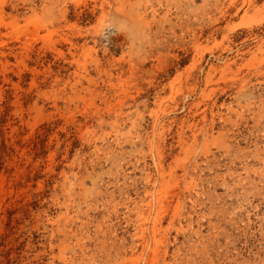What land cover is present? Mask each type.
Here are the masks:
<instances>
[{
    "label": "rangeland",
    "instance_id": "rangeland-1",
    "mask_svg": "<svg viewBox=\"0 0 264 264\" xmlns=\"http://www.w3.org/2000/svg\"><path fill=\"white\" fill-rule=\"evenodd\" d=\"M0 264H264V0H0Z\"/></svg>",
    "mask_w": 264,
    "mask_h": 264
}]
</instances>
